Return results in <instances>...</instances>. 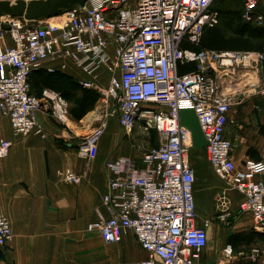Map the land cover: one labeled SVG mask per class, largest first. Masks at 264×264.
<instances>
[{
  "label": "built area",
  "instance_id": "2783aa9c",
  "mask_svg": "<svg viewBox=\"0 0 264 264\" xmlns=\"http://www.w3.org/2000/svg\"><path fill=\"white\" fill-rule=\"evenodd\" d=\"M216 0H88L66 12L61 23L0 14V115L14 134L41 133L37 111L50 110L68 122V105L59 91L45 87L31 93L30 75L55 57L70 58L86 74L105 67L110 75L105 98L116 104L118 125L126 131L138 124L155 129L160 144L145 150L136 165L119 156L105 161L108 190L102 202L106 216L91 219L86 229L106 244L131 232L145 251L142 259L114 264H225L202 256L210 219L198 220L193 194L194 172L189 162L191 130L180 121L182 103L193 110L214 173L241 196L240 211L253 215V229L264 231V161L251 158L237 165L227 136L229 113L240 99L219 98L221 76L264 68L261 50L213 49L200 46L204 29L218 21L211 9ZM262 0H242L245 21H263ZM113 44L110 47V44ZM188 63L193 69L179 72ZM91 87L89 80L82 81ZM256 93L264 96V84ZM103 134L93 127L77 146L87 161L95 158ZM11 141L0 134V158ZM65 182L79 183L80 174L62 173ZM227 190L217 198L223 218L228 213ZM12 237L6 215L0 214V246ZM238 256L256 259L260 249L242 248Z\"/></svg>",
  "mask_w": 264,
  "mask_h": 264
},
{
  "label": "crops",
  "instance_id": "0c3cea01",
  "mask_svg": "<svg viewBox=\"0 0 264 264\" xmlns=\"http://www.w3.org/2000/svg\"><path fill=\"white\" fill-rule=\"evenodd\" d=\"M192 66V63L182 65L181 70ZM109 75L105 67L86 74L72 59L55 57L32 71L31 91L38 96L50 85L57 91L73 92L79 98L92 100V108L76 119L69 112L72 103L64 98L68 105V122L60 121L50 110L40 109L36 116L41 133L27 135L14 134L8 119L0 115V134L11 141L8 155L0 158V214L7 216L12 229L11 239L0 246V264H111L116 259H111L110 254L114 255L123 242H130L133 253L139 256L118 262L146 256L129 231L119 242L106 247L97 232L86 229L91 219L99 214L106 216L102 202L108 190L105 161L121 156L125 165L132 166L139 163L142 154L129 140L122 138L115 113L106 116V109L94 110L103 99L96 96L93 89L100 91L105 87ZM84 80L91 81L92 86L85 87ZM218 82L219 98L240 99L248 110L241 133L236 136L227 132L236 145L232 158L237 165L247 158L264 161V96L256 93L264 84V68L238 70L232 76L219 77ZM181 106L180 121L192 133L188 158L194 172V200L200 169L205 177L198 198L201 199L202 190L208 202L205 219L211 220L203 258L209 262L224 258V248L230 244L232 251L225 264H264V231L253 229L252 213L238 209L241 196L214 173L209 161L206 162L205 142L194 112L187 102ZM95 126H102L103 134L95 158L87 161L76 149ZM65 170L80 174V182H65L61 174ZM259 178L264 180V174ZM213 187L217 191L209 200ZM222 190H227L229 221L215 218L221 212L216 202ZM252 246L260 249L256 259L238 256L240 249Z\"/></svg>",
  "mask_w": 264,
  "mask_h": 264
},
{
  "label": "rangeland",
  "instance_id": "374dc122",
  "mask_svg": "<svg viewBox=\"0 0 264 264\" xmlns=\"http://www.w3.org/2000/svg\"><path fill=\"white\" fill-rule=\"evenodd\" d=\"M260 8L264 13V0L261 1ZM211 9L219 13L218 21L213 26L205 27L200 40V45L202 47L213 49L239 50H261L264 47V19L261 22L245 21L241 16L243 10L242 0H216L211 5ZM50 18L52 19H41L40 22L43 23L46 20H50V22L53 23H61L66 18V12L52 16ZM93 93L103 99L106 96L105 87H102L100 91L93 89ZM97 104L98 105L97 107H95L94 110L98 111L100 108L106 109V116L107 114H114L116 112V104L110 98H106V101L100 100L99 102H97ZM101 105L106 107H101ZM243 105L244 103H237L232 106L229 113L230 120L227 125L228 134L230 133L237 136L241 133V130L244 129V125L246 123L244 116L248 112V110L245 109ZM117 128L121 131L122 138H126L127 140H129L130 143L133 144V146H135L136 148H138L140 152H144L147 149L157 147L160 144V139L155 129L143 130L141 127L139 128L136 126L131 130V132H129V134L128 131L124 130L120 126H118ZM235 148L236 145H234V149ZM205 160L208 163L206 157ZM199 172V177L198 179L196 177L195 182V210L198 220L201 221L202 219L207 218L206 209L208 206V202L206 201V198L204 199V192L202 190H200L201 199L198 198L200 185L204 182L205 178L203 170L200 169ZM216 191L217 189L213 187L209 200L211 198H214ZM222 214L224 213L220 212V215H215V218L218 219V217H220ZM220 219L223 221L230 220L229 215H226L223 218L220 217ZM107 246L109 245L106 244V247ZM136 256L138 257L139 255H135L133 253L132 244L130 242H123L120 245V249H116L114 255L112 253L110 254L111 259L113 257L116 259V261L112 262L111 264L118 262L120 259H132Z\"/></svg>",
  "mask_w": 264,
  "mask_h": 264
},
{
  "label": "water",
  "instance_id": "95a60500",
  "mask_svg": "<svg viewBox=\"0 0 264 264\" xmlns=\"http://www.w3.org/2000/svg\"><path fill=\"white\" fill-rule=\"evenodd\" d=\"M88 0H0V14L40 20L82 7Z\"/></svg>",
  "mask_w": 264,
  "mask_h": 264
},
{
  "label": "trees",
  "instance_id": "16d2710c",
  "mask_svg": "<svg viewBox=\"0 0 264 264\" xmlns=\"http://www.w3.org/2000/svg\"><path fill=\"white\" fill-rule=\"evenodd\" d=\"M181 67L182 66L179 67V72H181V73L193 69V66L189 69H186V70H181L182 69ZM29 80L31 81V75H30ZM47 86L49 88L55 89L54 87H52L50 85H47ZM59 93L61 94V96L63 98H65L66 100H68L69 102L72 103V106L69 108V112H70V115H72V117H74L76 119H80L88 110H90L92 108V104H93L92 100H90L88 98H85V97L79 98L75 95V93L69 92V91L60 90Z\"/></svg>",
  "mask_w": 264,
  "mask_h": 264
},
{
  "label": "bare ground",
  "instance_id": "6f19581e",
  "mask_svg": "<svg viewBox=\"0 0 264 264\" xmlns=\"http://www.w3.org/2000/svg\"><path fill=\"white\" fill-rule=\"evenodd\" d=\"M67 16V15H66ZM49 19H52V18H49ZM50 21V20H49ZM90 115V114H89ZM90 118V117H89ZM5 215V214H4ZM10 222V221H9ZM117 263V262H116Z\"/></svg>",
  "mask_w": 264,
  "mask_h": 264
}]
</instances>
